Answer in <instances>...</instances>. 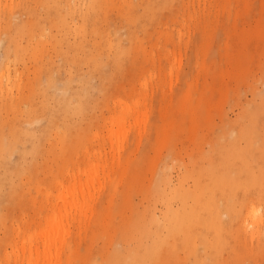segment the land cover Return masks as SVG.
<instances>
[{
	"label": "rangeland",
	"instance_id": "1",
	"mask_svg": "<svg viewBox=\"0 0 264 264\" xmlns=\"http://www.w3.org/2000/svg\"><path fill=\"white\" fill-rule=\"evenodd\" d=\"M54 211L50 264H264V0H0V264Z\"/></svg>",
	"mask_w": 264,
	"mask_h": 264
},
{
	"label": "bare ground",
	"instance_id": "2",
	"mask_svg": "<svg viewBox=\"0 0 264 264\" xmlns=\"http://www.w3.org/2000/svg\"><path fill=\"white\" fill-rule=\"evenodd\" d=\"M109 13L100 14L98 11L94 13V15H108ZM88 14L84 21L80 25V29L82 27L88 29V26H94L96 20L94 16H89ZM122 22V21H121ZM34 26V25H33ZM30 28V27H29ZM26 29V33L30 35V33H34V30L31 31V28ZM33 29V28H32ZM87 32H84L80 35L79 41L75 42L73 46L69 47V52L73 55L78 53H85L84 49L87 46L83 44L85 41V37ZM96 38V37H95ZM100 47V45H97ZM100 55H103L100 53ZM3 75V74H2ZM117 122L122 121L120 118L116 119ZM117 138V134L111 131V140ZM97 166H91L88 170L79 171V174L83 173L85 180H79V176L75 174L70 175L71 185L69 183L64 186L62 182H57L61 188L59 201L63 203V210L65 211L63 214V220L67 218L70 213H68L67 209H76L75 212H81L83 209H86L87 204L85 203V196L90 192L93 182L95 181V176L97 177ZM69 174V171H67ZM69 186V187H68ZM53 209H57L61 212V208L59 206L53 207ZM53 212V215L50 218L45 220V226L38 233L30 234L27 237L21 239V246L18 247V244L15 243L13 246V256L15 257V261L20 260L19 253L23 257V262L21 260L20 264H50L54 258V254L56 252L57 244H60V239H58L59 230L62 225V220L60 219V215ZM255 210L251 209L250 213H254ZM79 214V213H78ZM36 235L41 240V250L34 247L32 241L36 237ZM26 252L28 253L27 257L24 256ZM42 262V263H40Z\"/></svg>",
	"mask_w": 264,
	"mask_h": 264
}]
</instances>
